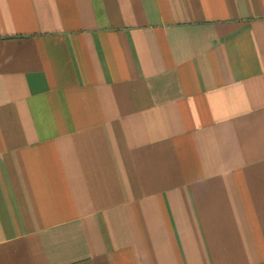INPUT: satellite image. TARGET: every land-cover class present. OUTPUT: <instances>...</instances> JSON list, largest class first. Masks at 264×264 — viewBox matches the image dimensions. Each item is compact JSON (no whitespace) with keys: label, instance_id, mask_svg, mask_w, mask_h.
Returning a JSON list of instances; mask_svg holds the SVG:
<instances>
[{"label":"crops","instance_id":"obj_1","mask_svg":"<svg viewBox=\"0 0 264 264\" xmlns=\"http://www.w3.org/2000/svg\"><path fill=\"white\" fill-rule=\"evenodd\" d=\"M0 264H264V0H0Z\"/></svg>","mask_w":264,"mask_h":264}]
</instances>
